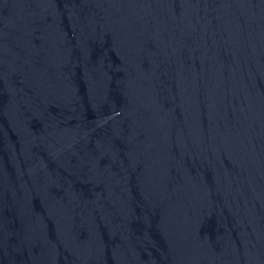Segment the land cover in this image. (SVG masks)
<instances>
[{
	"label": "water",
	"instance_id": "water-1",
	"mask_svg": "<svg viewBox=\"0 0 264 264\" xmlns=\"http://www.w3.org/2000/svg\"><path fill=\"white\" fill-rule=\"evenodd\" d=\"M0 264H264V0H0Z\"/></svg>",
	"mask_w": 264,
	"mask_h": 264
}]
</instances>
